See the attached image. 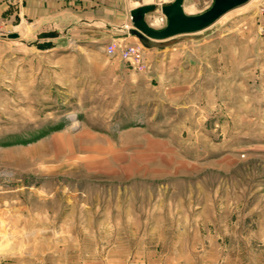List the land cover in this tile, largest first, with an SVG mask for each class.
I'll list each match as a JSON object with an SVG mask.
<instances>
[{"label": "rangeland", "instance_id": "rangeland-1", "mask_svg": "<svg viewBox=\"0 0 264 264\" xmlns=\"http://www.w3.org/2000/svg\"><path fill=\"white\" fill-rule=\"evenodd\" d=\"M262 7L137 61L1 29L0 264H264Z\"/></svg>", "mask_w": 264, "mask_h": 264}, {"label": "crops", "instance_id": "crops-1", "mask_svg": "<svg viewBox=\"0 0 264 264\" xmlns=\"http://www.w3.org/2000/svg\"><path fill=\"white\" fill-rule=\"evenodd\" d=\"M172 1L165 0L162 4ZM132 3L130 0H0V30L16 31L28 37L31 31L46 27L34 33V38L42 32H54L55 38L63 36L70 42L73 54H100L107 42L125 41L126 37H120L123 34L120 26L132 9L151 5L155 10L151 3L123 9ZM63 23L66 25L58 28ZM131 29L127 28V33ZM49 45L52 47V42Z\"/></svg>", "mask_w": 264, "mask_h": 264}, {"label": "water", "instance_id": "water-1", "mask_svg": "<svg viewBox=\"0 0 264 264\" xmlns=\"http://www.w3.org/2000/svg\"><path fill=\"white\" fill-rule=\"evenodd\" d=\"M183 0H173L170 3L161 4L159 10L164 16L165 25L161 29L150 28L144 20V16L153 12L151 5L139 6L129 12L130 23L135 30H130L129 34L146 49L160 48L162 41L179 35H187L199 32L227 12L245 4L248 0H212V4L205 11L196 15H187L182 10ZM54 32L39 33L38 39L55 38ZM8 38H16V34H9ZM48 42L40 44V49L47 48Z\"/></svg>", "mask_w": 264, "mask_h": 264}, {"label": "built area", "instance_id": "built-area-1", "mask_svg": "<svg viewBox=\"0 0 264 264\" xmlns=\"http://www.w3.org/2000/svg\"><path fill=\"white\" fill-rule=\"evenodd\" d=\"M260 14L263 20V24L261 26L262 32L264 33V7L261 8L260 10ZM116 48L114 44H109L108 46L105 47V52L108 55H114V53H116ZM138 50H143V48H139L138 46L136 47H127L124 49H118V53L119 55L124 58V59H128V60H139V51ZM142 53V52H141Z\"/></svg>", "mask_w": 264, "mask_h": 264}, {"label": "bare ground", "instance_id": "bare-ground-1", "mask_svg": "<svg viewBox=\"0 0 264 264\" xmlns=\"http://www.w3.org/2000/svg\"><path fill=\"white\" fill-rule=\"evenodd\" d=\"M155 11H158L159 15H162L161 12H160V10H159V7H158V10H155ZM155 11H154V12H155ZM147 15H148V14H147ZM145 16H146V15H145ZM145 16H144V20H145V22H146ZM162 16H163V15H162ZM163 17H164V16H163ZM146 23H147V22H146ZM147 25H148L150 28H152L148 23H147ZM132 29L135 30L133 27H132ZM132 29H131V30H132ZM152 29H153V28H152ZM156 30H157V29H156ZM129 31H130V30H129ZM128 34H129V32H128ZM47 39H48V38H47ZM137 46H138L140 49H141V48H143L144 50L146 49V48H144L140 43H138ZM150 49H152V48H150Z\"/></svg>", "mask_w": 264, "mask_h": 264}]
</instances>
